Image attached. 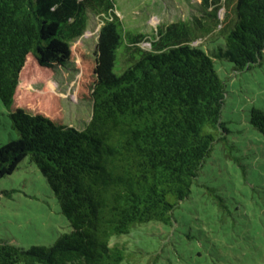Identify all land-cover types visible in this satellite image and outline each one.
I'll return each instance as SVG.
<instances>
[{"label": "trees", "instance_id": "1", "mask_svg": "<svg viewBox=\"0 0 264 264\" xmlns=\"http://www.w3.org/2000/svg\"><path fill=\"white\" fill-rule=\"evenodd\" d=\"M202 1L222 31L217 49L191 45L179 22L158 26L149 49L139 46L146 33L126 31L131 62L116 73L123 35L113 0H0V100L18 133L0 144V178L28 156L71 228L50 245L0 241V264H120L113 235L170 221L221 124L226 82L214 58L243 70L264 52V0ZM222 5L230 14L219 18ZM89 12L103 15L91 54L71 48ZM77 59V98L91 104L82 129L63 123L57 92L23 85L44 84ZM248 120L264 135L263 109L251 107Z\"/></svg>", "mask_w": 264, "mask_h": 264}, {"label": "rangeland", "instance_id": "2", "mask_svg": "<svg viewBox=\"0 0 264 264\" xmlns=\"http://www.w3.org/2000/svg\"><path fill=\"white\" fill-rule=\"evenodd\" d=\"M113 2L123 35L116 50V73L131 62L126 31L146 33L139 44L144 49L150 48L158 26L162 29L172 22L187 28L189 38L195 39L190 44L206 52L223 42L222 31L214 28L210 16L212 4L202 0ZM227 7H220L219 18L229 13ZM102 17L89 12L85 32L71 48L91 54ZM77 62L70 69L57 68L49 82L23 85L57 92L62 97L63 123L82 129L90 119L91 104L77 98ZM214 66L226 82V93L221 124L210 128L212 149L168 223L149 220L112 236L110 243L118 242L122 248L120 264H264V135L248 120L251 107L264 110V52L251 68L235 70L233 63L218 57ZM16 137L0 100V144ZM70 229L46 178L28 156L0 178V241L23 247L50 245Z\"/></svg>", "mask_w": 264, "mask_h": 264}, {"label": "water", "instance_id": "3", "mask_svg": "<svg viewBox=\"0 0 264 264\" xmlns=\"http://www.w3.org/2000/svg\"><path fill=\"white\" fill-rule=\"evenodd\" d=\"M77 88H78V85H77Z\"/></svg>", "mask_w": 264, "mask_h": 264}]
</instances>
